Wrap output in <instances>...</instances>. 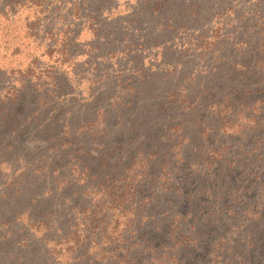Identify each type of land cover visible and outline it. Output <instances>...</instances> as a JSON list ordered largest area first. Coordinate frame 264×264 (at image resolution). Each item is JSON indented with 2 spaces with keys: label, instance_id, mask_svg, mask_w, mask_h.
I'll use <instances>...</instances> for the list:
<instances>
[{
  "label": "rangeland",
  "instance_id": "rangeland-1",
  "mask_svg": "<svg viewBox=\"0 0 264 264\" xmlns=\"http://www.w3.org/2000/svg\"><path fill=\"white\" fill-rule=\"evenodd\" d=\"M263 229L264 0H0V264H259Z\"/></svg>",
  "mask_w": 264,
  "mask_h": 264
},
{
  "label": "trees",
  "instance_id": "trees-1",
  "mask_svg": "<svg viewBox=\"0 0 264 264\" xmlns=\"http://www.w3.org/2000/svg\"><path fill=\"white\" fill-rule=\"evenodd\" d=\"M204 105H200L199 107H203ZM53 143H54V149H55V147H64V146H70V145H72L73 143H74V140H72V138L70 137V136H66V137H64L63 139H60V138H54V139H52L51 140ZM260 235H259V238H258V241L256 242V245L255 246H257V247H263V249H261L262 250V252L263 253H261V255H260V257L259 258H257V260H258V263L259 264H264V246H261V245H264V241H262V238L264 237V229L262 230V232H260L259 233ZM250 245H248L247 247H245V251H250L251 250V247H249ZM254 248V247H253ZM252 251V250H251ZM250 251V254L249 255H251L252 254V252ZM258 253V251H255V254H257ZM251 256H254V254H252ZM160 260L161 261H163L164 260V256H161L160 257ZM187 260H189V258H182L179 262H177L176 263V261L174 262V263H171V262H168V261H165V264H186L188 261ZM228 261H229V259H227ZM252 263V261L251 260H249V264H251ZM149 263V262H148ZM242 263V259L241 258H239V260L238 261H236V262H231V264H241Z\"/></svg>",
  "mask_w": 264,
  "mask_h": 264
},
{
  "label": "water",
  "instance_id": "water-1",
  "mask_svg": "<svg viewBox=\"0 0 264 264\" xmlns=\"http://www.w3.org/2000/svg\"><path fill=\"white\" fill-rule=\"evenodd\" d=\"M253 88H256V89H258V86H253Z\"/></svg>",
  "mask_w": 264,
  "mask_h": 264
}]
</instances>
